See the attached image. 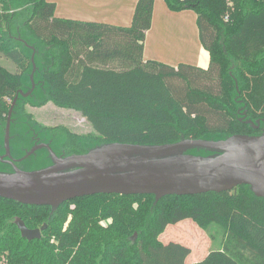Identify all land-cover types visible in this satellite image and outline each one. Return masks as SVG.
<instances>
[{
  "label": "trees",
  "instance_id": "trees-1",
  "mask_svg": "<svg viewBox=\"0 0 264 264\" xmlns=\"http://www.w3.org/2000/svg\"><path fill=\"white\" fill-rule=\"evenodd\" d=\"M165 1L172 10L195 11L209 53L206 68L143 59L154 0H137L128 26L55 17V4L47 0H0V53L19 69L0 65V119H6L16 91L30 85L25 40L35 43L36 60L43 47L51 59L50 67L35 71L45 97L32 104L51 101L80 112L96 133L91 145L261 133L264 0ZM243 111L244 119H259V127L240 120ZM64 133L67 154L87 150ZM70 202L64 226V219L57 220ZM17 216L29 228H46L28 240L13 222ZM187 219L204 231L211 225L222 229L220 246L190 263L187 245L161 238L167 227ZM0 264H264V198L245 184L157 201L152 194L96 193L55 209L0 197Z\"/></svg>",
  "mask_w": 264,
  "mask_h": 264
},
{
  "label": "water",
  "instance_id": "water-1",
  "mask_svg": "<svg viewBox=\"0 0 264 264\" xmlns=\"http://www.w3.org/2000/svg\"><path fill=\"white\" fill-rule=\"evenodd\" d=\"M33 52L31 87L27 92L19 88L8 108L3 138L6 155L13 108L19 96L25 97L34 89ZM244 116L245 111L240 120L259 127V119L253 122ZM44 146L50 165L28 170L13 165L12 171L0 170V197L55 209L66 200L96 193L152 194L157 201L173 194L230 191L245 184L264 198V128L259 134L184 138L164 144L101 143L66 156L56 155L48 144ZM13 222L28 240L39 238L46 228V223L29 228L18 216Z\"/></svg>",
  "mask_w": 264,
  "mask_h": 264
},
{
  "label": "crops",
  "instance_id": "crops-1",
  "mask_svg": "<svg viewBox=\"0 0 264 264\" xmlns=\"http://www.w3.org/2000/svg\"><path fill=\"white\" fill-rule=\"evenodd\" d=\"M47 1L55 4V17L102 21L114 25L128 26L131 23L137 0ZM196 16L195 11L191 8L172 10L168 7L165 0H154L151 24L145 32L143 59H156L171 65L185 62L206 68L209 63V53L199 39ZM33 44L35 43L24 40L23 46L26 51H30H27L30 56L34 51L35 71L39 67L38 65L43 69L50 67L51 59L49 60L48 48L43 47L41 60H36L37 50H35ZM30 46H33L34 50ZM0 65L10 72H15L12 69H15L14 66L16 65L1 53ZM9 65L12 68L8 67ZM29 86L27 87L30 88L31 86ZM22 89L23 91L26 90L25 87ZM47 102L51 101H46L45 103ZM166 229L161 235L162 239Z\"/></svg>",
  "mask_w": 264,
  "mask_h": 264
},
{
  "label": "rangeland",
  "instance_id": "rangeland-1",
  "mask_svg": "<svg viewBox=\"0 0 264 264\" xmlns=\"http://www.w3.org/2000/svg\"><path fill=\"white\" fill-rule=\"evenodd\" d=\"M43 52V51H42ZM41 52V55H42ZM38 70H40V65H38ZM11 67L12 66H8ZM15 69H12L13 71L17 72L19 69L14 66ZM9 68V69H11ZM37 70V71H38ZM30 74V73H29ZM28 81L30 82L31 86V79L30 75L28 76ZM33 83L34 90H32V93L23 97L24 103H17V105L13 108L12 113V119L13 118H27L29 119V123L31 126H36V129L45 128L48 133H54L57 125H62L64 127V132H67L69 134H73L77 139L76 141L81 140L79 145H77V148H85V147H91L93 145V138L96 136L95 131L93 130L91 124L85 119L82 114L76 110L73 109H67V108H61L59 106H56L55 104L51 102H47L43 105H34L32 104L33 101H38L40 99H43L45 97V89L44 85L41 84L39 80V76L33 75ZM29 86V87H30ZM26 87V90L24 92H27L29 88ZM23 110L25 114H23ZM1 126H0V139L3 140V125L5 124L6 119H2ZM24 128H27L24 126L21 130H24ZM17 128L13 131L14 136L16 133L18 134V131L16 132ZM61 131L62 129H58ZM45 132V131H44ZM58 134V133H54ZM65 134V133H63ZM49 135H46V137ZM62 134H59L55 136V139L59 142L62 141V139H67V136ZM73 137L69 140V145H72L73 141L75 139ZM16 137H13V140L15 142ZM13 142V143H14ZM71 147V146H70ZM65 152H67V149H65ZM41 157V155H40ZM35 163V162H34ZM35 164L37 166H42L45 163H42L41 161H37ZM35 164L31 162H26L25 165H33ZM1 168V166H0ZM0 170H9V169H0ZM73 202H70L60 209V218L57 221H63V225L65 226L70 218V215L67 212V209L72 207ZM67 212V214H66ZM208 231H204L201 228L197 227L196 224L190 220L187 219L179 224H176L175 226H169L166 229V232L164 234V238H170L173 240H178L187 245L190 248V254L188 258L186 259L187 263L193 262L195 260H198L201 258L209 248L213 247H219L222 242V229L217 227L216 225H211L207 229ZM208 234H212L213 238L210 241L208 238Z\"/></svg>",
  "mask_w": 264,
  "mask_h": 264
},
{
  "label": "flooded vegetation",
  "instance_id": "flooded-vegetation-1",
  "mask_svg": "<svg viewBox=\"0 0 264 264\" xmlns=\"http://www.w3.org/2000/svg\"><path fill=\"white\" fill-rule=\"evenodd\" d=\"M23 105H25V103ZM23 114H25L24 110H23ZM5 124L3 125V138H4ZM0 126H1V121H0ZM24 126H26L27 128L21 130ZM35 127L36 126H31V124L29 123V119L27 118L12 119V115H11L10 131H9V135H10L9 151L7 155L5 154L3 140L0 139V166H1L0 169H9L2 171H12V169L14 168L13 165H15L20 169H26V170L39 169L50 165L51 159L46 147L44 146L45 144H48L50 148L58 156L68 155L65 152L66 139H62V141L60 142L55 139V136L59 134L65 136V134H63L64 132L58 130V129H64L62 125H57L56 127H54V129H56L54 133H58V134L48 133L46 132L47 130L45 128L40 127L39 129H36ZM16 128H17L16 132L18 131V134L16 133V135L14 136L12 130L14 131ZM46 135L49 136L46 137ZM13 137H16L15 142L13 140ZM32 148L35 149L33 150V152L29 153V151ZM37 161L38 162L41 161L42 163L45 164L42 166H37V164H35ZM26 162H31L35 164V166L25 165Z\"/></svg>",
  "mask_w": 264,
  "mask_h": 264
}]
</instances>
